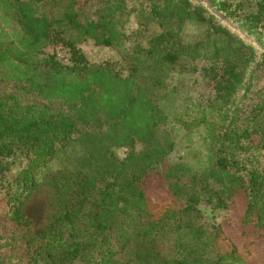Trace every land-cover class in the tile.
Wrapping results in <instances>:
<instances>
[{
	"label": "trees",
	"instance_id": "obj_1",
	"mask_svg": "<svg viewBox=\"0 0 264 264\" xmlns=\"http://www.w3.org/2000/svg\"><path fill=\"white\" fill-rule=\"evenodd\" d=\"M216 5L249 36L264 39V7L240 14L226 1ZM134 12L161 28L150 35L147 46L137 43L128 54L136 61L135 71L146 65V88L131 72L122 77L108 66L89 64L80 47L86 40L97 47L127 40L123 17ZM213 16L199 0H0V73L42 102L26 103L0 91V186L9 159L27 162L17 178L21 192L10 203V223H27L21 208L38 186L35 173L47 169L74 138L89 145L88 161L94 165L90 175L80 170L60 174L58 210L31 239L38 245L26 264H197V249L183 240L202 241V232L192 226L185 225L174 237L175 256L156 252L153 241L179 232L172 215L194 213L201 203L225 208L240 192L246 199L241 227L251 229L249 217L256 211L254 228L264 233V130L250 132L243 126L225 131L222 124L211 135L213 150L202 169L166 163L174 141L161 129L169 117L156 94L167 98V72L181 56L207 59L208 73L216 80L211 109L225 115L254 56L252 47L216 24ZM187 21L208 25L205 42L188 46L179 41ZM57 46L67 49L68 63L48 54L47 49ZM218 70L223 71L220 76ZM204 109L202 124L208 114ZM173 120L187 129L198 125L180 116ZM137 144L142 150H134ZM118 148L129 149L123 159L112 152ZM159 166L163 170H156ZM153 171L162 174L171 196L156 208L145 195L144 179ZM225 239L230 251L207 264H247L237 246Z\"/></svg>",
	"mask_w": 264,
	"mask_h": 264
},
{
	"label": "rangeland",
	"instance_id": "obj_2",
	"mask_svg": "<svg viewBox=\"0 0 264 264\" xmlns=\"http://www.w3.org/2000/svg\"><path fill=\"white\" fill-rule=\"evenodd\" d=\"M199 1L214 15L213 19L216 24L226 27L230 34L252 47L254 56L246 68L241 89L229 101L225 115L211 109V105L216 100L214 91L216 80L208 73L210 65L207 59L192 60L181 56L177 64L167 72L163 91H166L168 96L164 98L160 94H156L158 106L164 109L165 114L169 117L161 129L168 132L174 141V149L166 158V163L185 164L196 171L208 164L209 156L213 150L210 144L211 135L216 134L222 124L225 131H228L227 127L239 129L243 126H247L250 132L264 130V39L258 41L253 35L249 36L241 28L240 23H234L233 20L224 17L216 5L226 1L237 10V13L249 14L256 12L259 7H264V0ZM132 5L139 8L140 3L134 2ZM146 18V15L137 12L123 17V20L127 21L123 26L124 32L129 37L115 47H97L91 40L84 41L80 47L89 64L108 66L110 70L117 72L122 77H127L131 72L140 86L146 88V65L135 71L133 67L136 66V61L132 55L128 56L135 44L147 46L150 35L161 31L159 22L146 21ZM173 28H175L174 24ZM139 31L141 35L136 36ZM208 33V25L187 21L181 26L179 41L188 46L196 42H205ZM47 52L54 54L58 61L64 64L68 63L66 48L57 46L47 49ZM249 54L248 50L247 55ZM238 58L240 57L237 55V65L241 63ZM143 59V57L140 58V60ZM222 72V70H218V75L220 76ZM0 91L19 95L26 103H42L34 93H26L22 85L4 79L1 73ZM52 107L54 108L55 105ZM203 107L208 113L205 124L199 123ZM175 116H180L187 123L197 122L198 125L187 129L173 120ZM91 129L98 130L95 127ZM142 148V145L137 144L134 150L140 151ZM89 151L90 147L83 139L74 138L58 152L47 169H40L35 173L38 186L21 208L27 223L20 226L12 225L9 221L11 217L10 203L21 192L22 187L17 178L27 162L20 159L8 160L7 170L0 186V261L3 264L27 263L38 245L37 241L31 239L48 225L58 210L59 197L56 183L61 182V179H58L60 174L65 170H80L90 175L94 165L88 161ZM112 152L118 159H123L129 149L118 148L113 149ZM260 161H262L261 158ZM159 169L163 170V167L156 168L158 171ZM154 172L148 174L144 179L145 195L152 208L161 207L164 202L171 199L162 174ZM245 207V195L240 192L227 202L225 208L215 209L212 205L201 203L196 206L194 213L172 215L171 223L180 225L181 229L175 235L168 233L165 236L156 237L153 247L156 252H160L164 256H175L174 237L182 232V227L190 225L197 232L203 234V239L200 242H194L189 236L183 239L193 249H197V256L200 257L197 264H207L218 256L229 252L231 245L225 236L237 246L247 264H264V233H261L257 227L254 228L253 220H255L256 211L249 217L251 229L241 227L240 217ZM175 210L179 213L178 207H175ZM227 264L230 263L227 261Z\"/></svg>",
	"mask_w": 264,
	"mask_h": 264
}]
</instances>
